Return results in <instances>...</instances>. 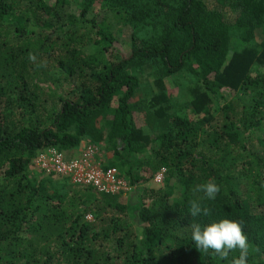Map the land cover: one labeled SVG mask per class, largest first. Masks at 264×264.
<instances>
[{"label":"trees","instance_id":"obj_1","mask_svg":"<svg viewBox=\"0 0 264 264\" xmlns=\"http://www.w3.org/2000/svg\"><path fill=\"white\" fill-rule=\"evenodd\" d=\"M77 4L0 0V264H227L191 239V224L221 219L241 222L247 264H264V0ZM233 37L249 45L230 52ZM142 65L161 82L184 73L191 97L139 104L146 131L129 72ZM82 141L105 144L128 195L34 167L42 148ZM209 179L214 200L193 191ZM192 200L210 215L192 217Z\"/></svg>","mask_w":264,"mask_h":264},{"label":"built area","instance_id":"obj_2","mask_svg":"<svg viewBox=\"0 0 264 264\" xmlns=\"http://www.w3.org/2000/svg\"><path fill=\"white\" fill-rule=\"evenodd\" d=\"M103 151L96 143H81L75 155L49 146L37 151L32 162L45 174L65 176L72 185L90 187L106 194L128 195L134 186L119 174L116 167H106L102 162ZM163 170L153 179L161 183Z\"/></svg>","mask_w":264,"mask_h":264},{"label":"clouds","instance_id":"obj_3","mask_svg":"<svg viewBox=\"0 0 264 264\" xmlns=\"http://www.w3.org/2000/svg\"><path fill=\"white\" fill-rule=\"evenodd\" d=\"M29 59L35 61L34 54H29ZM221 188L215 179H209L205 183L196 185L194 192H203L207 199L214 200ZM190 215L197 217L200 215L209 216L210 209L202 207L197 200L190 202ZM191 239L199 251L214 254L218 260L225 261L227 264H247L249 256V242L244 234L241 222L221 219L219 222H212L201 226L200 223L190 225ZM238 250V257L229 260L232 252Z\"/></svg>","mask_w":264,"mask_h":264},{"label":"rangeland","instance_id":"obj_4","mask_svg":"<svg viewBox=\"0 0 264 264\" xmlns=\"http://www.w3.org/2000/svg\"><path fill=\"white\" fill-rule=\"evenodd\" d=\"M79 0H68V6L74 10L77 7V3ZM227 19L232 21L233 15L230 12H227ZM229 21V22H230ZM118 39V47L121 52H127L130 50L131 39H130V29L122 28L118 31L116 35ZM256 38H261L260 30L256 32ZM246 45H249V42H245L240 40L237 37H233L230 41V52L240 50ZM155 67L151 69H147L145 66H135L129 69V72L136 75L139 79V87L135 93V96L132 99L134 103V120L137 127L146 131L145 123H144V113L142 108L140 109L139 104L143 105L144 102L148 101L151 96L159 93L160 90L165 91L168 99L171 103L176 102H188L190 100V94L188 91V79L183 74H175L173 77L169 79H163L162 82L159 79V76L155 73ZM55 75H58V72H55ZM81 143H88L87 141H82ZM101 149L103 151L102 162L104 164H108V161L111 159V152L107 149L104 143H100ZM70 154V153H67ZM154 182H156L153 179ZM158 183V182H156ZM163 183V172H162V181ZM171 184L176 185L173 180H171ZM69 186H72L71 183H68ZM179 189L175 187V192H178ZM126 199V198H125ZM88 219L91 216H87Z\"/></svg>","mask_w":264,"mask_h":264},{"label":"crops","instance_id":"obj_5","mask_svg":"<svg viewBox=\"0 0 264 264\" xmlns=\"http://www.w3.org/2000/svg\"><path fill=\"white\" fill-rule=\"evenodd\" d=\"M78 149V148H77ZM77 149H76V151L75 152H73V153H70L71 155H75L76 153H77Z\"/></svg>","mask_w":264,"mask_h":264}]
</instances>
